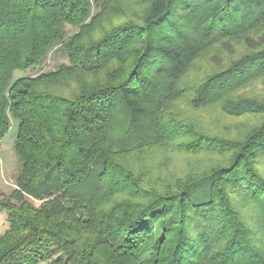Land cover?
<instances>
[{
    "label": "trees",
    "instance_id": "trees-1",
    "mask_svg": "<svg viewBox=\"0 0 264 264\" xmlns=\"http://www.w3.org/2000/svg\"><path fill=\"white\" fill-rule=\"evenodd\" d=\"M13 119L0 264H264V0H0Z\"/></svg>",
    "mask_w": 264,
    "mask_h": 264
},
{
    "label": "rangeland",
    "instance_id": "rangeland-1",
    "mask_svg": "<svg viewBox=\"0 0 264 264\" xmlns=\"http://www.w3.org/2000/svg\"><path fill=\"white\" fill-rule=\"evenodd\" d=\"M72 28L70 29V31ZM67 61L66 57L60 53H51L44 62L42 70L53 69L58 63ZM31 71V70H30ZM28 71V72H30ZM15 76L23 75L16 70ZM16 119L12 120L8 132L0 138V193H8L14 187V173L16 170V155L14 152V140L17 132ZM37 203V201H35ZM7 227L6 213L0 210V232Z\"/></svg>",
    "mask_w": 264,
    "mask_h": 264
}]
</instances>
